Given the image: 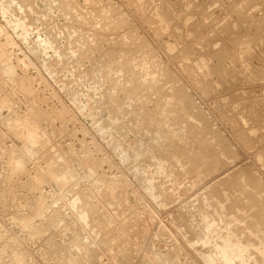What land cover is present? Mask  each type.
Listing matches in <instances>:
<instances>
[{
  "label": "rangeland",
  "instance_id": "374dc122",
  "mask_svg": "<svg viewBox=\"0 0 264 264\" xmlns=\"http://www.w3.org/2000/svg\"><path fill=\"white\" fill-rule=\"evenodd\" d=\"M0 48V264H264V0H0Z\"/></svg>",
  "mask_w": 264,
  "mask_h": 264
},
{
  "label": "bare ground",
  "instance_id": "6f19581e",
  "mask_svg": "<svg viewBox=\"0 0 264 264\" xmlns=\"http://www.w3.org/2000/svg\"><path fill=\"white\" fill-rule=\"evenodd\" d=\"M19 27H20V26H19ZM14 33H15V32H14ZM13 35H14V34H13ZM4 38H6V37H4ZM7 40H8V38H7ZM4 43H5V42H4ZM4 46H5V44H4ZM3 48H4V47H3ZM1 49H2V48H0V51H1ZM45 49H46V48H45ZM5 51H6V50H5ZM8 57H9V56H8ZM17 62H18V61H17ZM12 64H13V63H12ZM15 65H16V64H15ZM18 65H19V64H18ZM4 66H5V65H4ZM3 68H4V67H3ZM4 70H5V69H4ZM142 76H143V75H142ZM71 101H72V100H71ZM69 102H70V101H69ZM69 102H68V104H70ZM70 107H71V106H70ZM81 213H82V212H81ZM81 213H80V214H81ZM78 215H79V214H78ZM84 215H85V214H84ZM84 215H83V217H85ZM79 216H80V215H79ZM81 217H82V216H81ZM82 219H83V218H82ZM83 223H84V222H83ZM85 223H86V222H85ZM252 231H253V230H252ZM255 247H256V246H255ZM258 247H259V246H258ZM258 250H259V249H258ZM255 251H256V250H255ZM256 254H257V253H256ZM221 256H222V255H221ZM226 256H227V254H226ZM259 257H260V256H259ZM207 261H208V260H207ZM206 263H207V262H206Z\"/></svg>",
  "mask_w": 264,
  "mask_h": 264
}]
</instances>
